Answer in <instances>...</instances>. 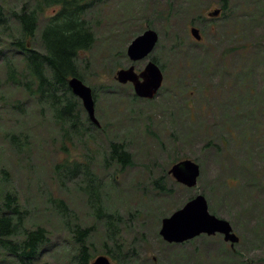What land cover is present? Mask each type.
I'll return each mask as SVG.
<instances>
[{"label":"rangeland","instance_id":"rangeland-1","mask_svg":"<svg viewBox=\"0 0 264 264\" xmlns=\"http://www.w3.org/2000/svg\"><path fill=\"white\" fill-rule=\"evenodd\" d=\"M38 1L0 0V205L7 193L16 196L25 227L48 231L35 264H75L76 225L91 229V263L107 256L112 264H264V0H230L227 23L219 0H203L192 14L185 0H85L95 42L79 54L78 65L95 90L101 127L86 130L87 113L75 96L73 131L69 120L57 119L52 100L41 102L20 86L30 80L16 50L21 26L12 13L23 6L32 11ZM170 6L179 10L165 26L158 17ZM60 8L39 13L36 49L47 19ZM216 9L221 17L211 19ZM193 25L203 37L199 46L190 35ZM165 27L192 50L171 55ZM148 28L159 35L157 47L148 58L130 61L129 45ZM153 58L164 66L153 100L116 81L119 70L133 65L140 73ZM112 142L126 145L127 168L110 159ZM184 160L200 167L194 188L169 172ZM75 163L91 166V187L82 173L70 177ZM198 195L212 215L231 224L238 243L220 234L182 244L162 239V220ZM99 206L120 217L118 235L108 231V217H98ZM0 264L17 263L0 251Z\"/></svg>","mask_w":264,"mask_h":264},{"label":"trees","instance_id":"trees-1","mask_svg":"<svg viewBox=\"0 0 264 264\" xmlns=\"http://www.w3.org/2000/svg\"><path fill=\"white\" fill-rule=\"evenodd\" d=\"M202 2L203 0H185L190 14L201 10L199 6ZM219 3L223 7V17L227 23L232 15L230 0H219ZM56 6L61 8L47 19V24L40 35L41 50H38L34 44L39 27V13L43 11V8ZM88 9L90 8L85 0H40L32 11L23 6L19 12L14 11L12 13L21 26V38L16 43V50L24 60V67L30 80L21 81L20 86L41 102L52 100L51 107L55 110L57 119L59 121L69 120L72 125V131L75 130V126L79 123V117L74 103L72 104L70 100L75 98V96L69 87V79L78 77L85 84H89L88 79L80 73L78 57L82 51L90 50L95 42V35L85 19ZM164 10L166 14L162 17L160 13L158 19L161 17L165 26H167L171 19L178 14L177 10L179 8L170 6ZM2 14L0 6V19ZM168 28L165 27L168 30L166 31L167 39H170L168 50L171 55L176 52L192 50L190 42H187L180 34L174 33L171 27ZM200 44L202 43H194L195 46ZM152 60L161 65V69H164V66L158 62L157 58ZM9 74L13 80H16L14 69L9 68ZM32 85L35 88H31ZM91 89L96 106H98L99 101L95 95V90L92 86ZM83 124L87 126L86 130L95 127L88 118L85 119ZM75 132L80 137H83V131L78 130ZM18 138V135H13L15 141ZM110 159L121 168H127L132 163V156L126 145L119 142L110 144ZM79 173L84 174L88 180V186L91 187L95 181L91 166L89 164L75 163L74 168L68 174L73 180H76V175ZM60 175L62 176L63 174L60 173ZM227 189L229 190V188ZM96 192L97 189L95 188L91 191V194H96ZM22 214L23 212L16 196L7 193L3 204L0 205V251L11 257L17 264H35L43 247L49 242V234L46 228L42 226L34 229L25 227ZM97 215L99 218L108 217V231L113 235L119 234V228L116 223L120 217L117 213L109 214L103 210L102 206H99ZM90 231V228L82 229L79 225H76L71 230L73 238L78 245L75 264H92V254L86 245V237ZM257 235L259 238H263L262 232ZM203 237L206 238V236ZM233 264L249 263L235 259Z\"/></svg>","mask_w":264,"mask_h":264},{"label":"water","instance_id":"water-1","mask_svg":"<svg viewBox=\"0 0 264 264\" xmlns=\"http://www.w3.org/2000/svg\"><path fill=\"white\" fill-rule=\"evenodd\" d=\"M220 13L221 10L216 9L209 13V17L216 18ZM190 33L197 42L202 40L198 28H191ZM158 42V33L153 29H148L132 41L127 49V57L132 62L142 61L150 56ZM116 74V81L121 85L132 84L135 96L140 99L153 100L164 83L161 68L151 60L140 73H137L132 65L127 69L119 70ZM69 87L73 95L82 101L90 122L101 127L96 117V103L91 87L78 77L69 79ZM169 172L178 183L188 188H194L200 177V167L192 160L174 164ZM216 234L224 236L225 241L232 245L239 242V237L233 231L231 224L209 212L208 202L203 195L196 196L172 216L164 218L160 230V236L169 244H182L201 235L214 236ZM93 264L112 263L107 256H100L94 260Z\"/></svg>","mask_w":264,"mask_h":264},{"label":"flooded vegetation","instance_id":"flooded-vegetation-1","mask_svg":"<svg viewBox=\"0 0 264 264\" xmlns=\"http://www.w3.org/2000/svg\"><path fill=\"white\" fill-rule=\"evenodd\" d=\"M221 17V13H220V15L218 16V17H216V18H220ZM211 18V17H210ZM212 19V18H211ZM193 27H196L195 25H193V26H191L190 27V29H189V31L191 30V28H193ZM197 28V27H196ZM149 29V28H148ZM148 29H145L143 32H145L146 30H148ZM191 35V34H190ZM191 37L193 38V36L191 35ZM202 40H203V37H202ZM202 40L200 41V43H202ZM196 41V40H195ZM151 61H152V59H151ZM149 62V61H148ZM132 66V65H131ZM135 71H136V68H135ZM137 72V71H136ZM138 73V72H137ZM164 74V73H163ZM95 127H98V126H95ZM93 263V262H92Z\"/></svg>","mask_w":264,"mask_h":264}]
</instances>
